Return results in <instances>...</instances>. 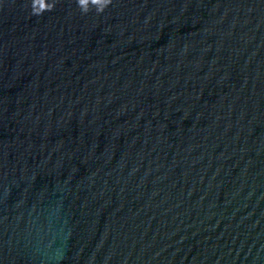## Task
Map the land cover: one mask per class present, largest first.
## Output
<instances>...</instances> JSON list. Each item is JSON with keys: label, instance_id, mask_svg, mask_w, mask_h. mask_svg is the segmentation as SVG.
<instances>
[{"label": "water", "instance_id": "1", "mask_svg": "<svg viewBox=\"0 0 264 264\" xmlns=\"http://www.w3.org/2000/svg\"><path fill=\"white\" fill-rule=\"evenodd\" d=\"M0 264H264V0H0Z\"/></svg>", "mask_w": 264, "mask_h": 264}, {"label": "clouds", "instance_id": "2", "mask_svg": "<svg viewBox=\"0 0 264 264\" xmlns=\"http://www.w3.org/2000/svg\"><path fill=\"white\" fill-rule=\"evenodd\" d=\"M76 3L82 14L89 13L93 8L97 14H101L111 5L112 0H76ZM55 4L56 0H42L38 7L36 0H31V13L40 16L46 11H52Z\"/></svg>", "mask_w": 264, "mask_h": 264}]
</instances>
